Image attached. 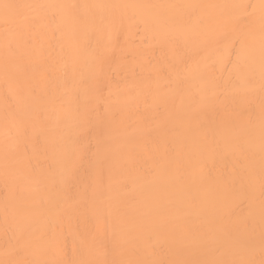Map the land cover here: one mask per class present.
I'll use <instances>...</instances> for the list:
<instances>
[{
	"label": "bare ground",
	"instance_id": "6f19581e",
	"mask_svg": "<svg viewBox=\"0 0 264 264\" xmlns=\"http://www.w3.org/2000/svg\"><path fill=\"white\" fill-rule=\"evenodd\" d=\"M262 5L0 0V264H264Z\"/></svg>",
	"mask_w": 264,
	"mask_h": 264
},
{
	"label": "snow or ice",
	"instance_id": "6c2138e0",
	"mask_svg": "<svg viewBox=\"0 0 264 264\" xmlns=\"http://www.w3.org/2000/svg\"><path fill=\"white\" fill-rule=\"evenodd\" d=\"M262 6H264V5H262ZM4 7H5V8H7V7H8V5H4Z\"/></svg>",
	"mask_w": 264,
	"mask_h": 264
}]
</instances>
